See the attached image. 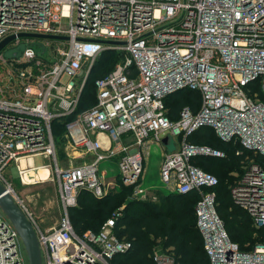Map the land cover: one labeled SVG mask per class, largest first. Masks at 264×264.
Returning a JSON list of instances; mask_svg holds the SVG:
<instances>
[{
	"label": "built area",
	"instance_id": "built-area-1",
	"mask_svg": "<svg viewBox=\"0 0 264 264\" xmlns=\"http://www.w3.org/2000/svg\"><path fill=\"white\" fill-rule=\"evenodd\" d=\"M10 36L16 38L0 51V181L19 199L8 173L26 178L31 159L52 161L48 179L53 175L57 185L59 224L42 229L22 203L43 264H114L130 252L132 243L115 231L120 213L98 233L80 235L69 210L83 191L97 199L108 195L100 173L107 160H116L125 184H136L135 195L143 193L137 183L143 149L167 136L179 147L164 154L161 181L174 193L199 194L197 227L210 264H264V242L242 250L228 241L213 190L219 180L193 163L196 156L225 158V152L188 141L209 127L222 142L241 145L235 154L243 172L231 197L255 228H263L264 166L254 157H264V103L258 98L264 94V0H0V43ZM21 44L20 57L5 56ZM106 53L119 60L95 80L96 103L78 112L91 71ZM184 90L197 92L200 105L197 111L184 107L174 120L166 98ZM66 118L62 165L53 128ZM76 152L92 158L75 164L70 153ZM152 259L175 264L161 248ZM0 264H29L1 208Z\"/></svg>",
	"mask_w": 264,
	"mask_h": 264
},
{
	"label": "trees",
	"instance_id": "trees-1",
	"mask_svg": "<svg viewBox=\"0 0 264 264\" xmlns=\"http://www.w3.org/2000/svg\"><path fill=\"white\" fill-rule=\"evenodd\" d=\"M117 60H119V55L106 53L94 65L82 93L78 112L86 110L96 103L95 80L111 72L115 68ZM258 98L264 100V94H259ZM166 104L170 117L176 120L179 117V112L186 106L197 111L200 105V96L197 92L184 90L167 97ZM69 120L70 118H66L63 123L55 122L54 136L57 131L65 132L64 123ZM188 141L225 152V158L196 156L193 159L196 166L214 174L218 180L217 174L220 172L228 174L231 178L230 183L235 180L231 173L240 168L242 174V158L235 154L238 149H241L239 143L234 145L233 142H222L214 130L209 127L200 128L188 137ZM245 154L253 156L248 151H245ZM254 158L256 162L264 166L263 156L258 155ZM220 161L222 162L218 163ZM239 178L240 174L237 181ZM116 180L122 182L120 177ZM230 183H228L224 194L219 191L220 180L213 189L216 192V210L223 220L230 240L232 242L239 240L243 242L242 244L249 241L253 244L256 240L264 242V227L259 230L251 228V218L233 203L231 190L229 192L228 189ZM127 194L116 191L114 194L109 193L107 196L97 199L91 193L83 191L78 198L77 206L69 210L75 231L80 235L88 230L98 233L105 221L112 216V213H115L112 209L124 205L126 212H123L116 221L115 231L120 239L125 238L132 243V249L125 255L117 256L114 264H155L152 254L157 248L168 251L175 259V264H210L204 250L203 237L197 227L196 205L200 200L197 192L166 193L161 196L160 201L132 199L125 203L124 199ZM220 198H225V202ZM252 231L257 234L255 238L252 233L250 234ZM240 249L242 248L240 247Z\"/></svg>",
	"mask_w": 264,
	"mask_h": 264
},
{
	"label": "rangeland",
	"instance_id": "rangeland-1",
	"mask_svg": "<svg viewBox=\"0 0 264 264\" xmlns=\"http://www.w3.org/2000/svg\"><path fill=\"white\" fill-rule=\"evenodd\" d=\"M35 42V39L32 40ZM264 103V100H261ZM55 140L57 143V156L58 160L60 161V164L63 165V160L65 158V151L66 147L64 138V133L57 131ZM179 144L177 141L173 140L171 138L170 145L167 147L166 153L174 152L178 149ZM158 148H153L151 154L149 156H146L145 159V170L143 173V186L148 187L150 185H154L153 189H157V191H145L140 196L135 195V185H127L123 182L122 177L119 176L122 180L120 182L119 180H107L104 179V182L106 185L110 186V194H114L116 191L128 193L124 199V202H129L132 199H139V200H151V201H160L162 198V195H165L168 190L166 189L165 185L161 182L160 178V162L161 159L163 161V158H161ZM231 154V153H230ZM73 159V158H72ZM32 160V159H31ZM78 160V159H77ZM73 162H76V160H73ZM222 161L218 162L221 163ZM34 170L39 171L40 168H45L51 171L53 173L52 161L42 158V157H36L34 160H32ZM15 167V166H14ZM239 167V166H238ZM32 169V170H33ZM28 172V170H27ZM27 172L26 176L27 177ZM104 172L107 174L106 178H112L115 175L119 174V167L117 163L111 162V161H103L100 164V173ZM217 173V171H216ZM241 176V169H237V171H234L231 173L232 177L235 179L233 183H230L231 178L228 176L225 172H220L218 175L219 180L221 182V186L219 187V191H221V194H224L226 191V187L229 184V192L232 188V186L235 185L238 179V175ZM7 180L10 183L11 189L14 191L16 196L19 198V200L23 203V205L27 208L28 212L32 216V218L35 220V222L42 228V229H49L55 227L59 223L60 220V204L57 196V185L56 182L53 181V175L49 177L45 182L42 180L29 182L28 179L22 176V178L13 176L11 173H8ZM109 182V183H108ZM139 183V180L137 181ZM147 189V188H146ZM152 189V188H151ZM129 194H131L129 196ZM129 196V197H128ZM222 197V196H221ZM222 201L225 202V198H220ZM112 211L115 213L122 214L123 212H126L124 210V205L119 208H113ZM113 215V213H112ZM251 228H255L253 223L250 224ZM256 230H259L255 228ZM248 233V232H247ZM253 234V238L257 236V234H254L255 231L250 232V234ZM235 239V238H233ZM235 241V240H234ZM233 241V242H234ZM244 241V240H242ZM234 243L238 244L242 249L244 250H251L253 247H255L259 243H263L260 241L254 242H240L239 240H236Z\"/></svg>",
	"mask_w": 264,
	"mask_h": 264
},
{
	"label": "water",
	"instance_id": "water-1",
	"mask_svg": "<svg viewBox=\"0 0 264 264\" xmlns=\"http://www.w3.org/2000/svg\"><path fill=\"white\" fill-rule=\"evenodd\" d=\"M18 37H39V38H56L51 36H34L29 34H19ZM15 36H10L0 43V51L8 45ZM58 39V38H57ZM24 46L21 44L16 49L8 50L5 52V56L8 59L18 58L21 56ZM171 142V137L167 136L163 139V144L168 146ZM0 208L5 213L9 221L12 223L16 231L18 232L26 252V256L29 264H43L41 249L38 241V237L32 221L25 212L22 202L11 195L9 190L0 181ZM228 235V234H227ZM228 241L230 238L228 236Z\"/></svg>",
	"mask_w": 264,
	"mask_h": 264
},
{
	"label": "crops",
	"instance_id": "crops-1",
	"mask_svg": "<svg viewBox=\"0 0 264 264\" xmlns=\"http://www.w3.org/2000/svg\"><path fill=\"white\" fill-rule=\"evenodd\" d=\"M170 145V144H169ZM168 145V146H169ZM65 147H66V144L64 145ZM168 146H166V145H164L163 144V142L162 143H157V142H153V141H151V140H149L148 142H147V144H146V146L144 147V149H143V157H144V169H143V173H144V170H145V159L147 158L146 156H149L150 154H151V152H152V150H153V148H158L160 151H159V153H160V156H161V158H163V156H164V154L166 153V150H167V147ZM70 155L72 156V158H73V160H76V162H74L75 164H81V163H83V162H87V160H90L91 158H92V156H79V153H75V154H71L70 153ZM78 159V160H77ZM63 160V162H65V161H67V158H66V152H65V158L64 159H62ZM107 161H111V162H115V163H117L116 162V160H107ZM161 165H162V159H161V162H160V172H161ZM143 173H142V176L140 177V179H139V183H138V185H139V187L143 190V193H145V191H152V190H157V189H153V186L154 185H150V186H148V187H144L143 186V179H142V177H143ZM102 175H103V178L104 179H107V180H110V182H111V180L113 181V180H116L119 176H120V173L119 174H117V175H115L114 177H112V178H106L107 177V174H105L104 172H102L101 173ZM161 178V177H160ZM162 182V181H161ZM109 183V182H108ZM108 186V185H107ZM109 187L110 186H108V189H109ZM147 188V189H146ZM152 188V189H151ZM166 189L168 190L167 192H165V193H174V192H172L170 189H168L167 187H166ZM110 190L111 189H109V193H110ZM108 193V194H109ZM143 193H141L140 195H142ZM140 195H136V196H140ZM60 208V218H61V214H62V211H61V207H59ZM60 221V220H59ZM59 224V223H58ZM57 224V225H58ZM57 225H55V227L57 226Z\"/></svg>",
	"mask_w": 264,
	"mask_h": 264
},
{
	"label": "bare ground",
	"instance_id": "bare-ground-1",
	"mask_svg": "<svg viewBox=\"0 0 264 264\" xmlns=\"http://www.w3.org/2000/svg\"><path fill=\"white\" fill-rule=\"evenodd\" d=\"M29 164L31 165V167H34L33 166V163H32V160L29 161ZM22 168L27 169V162L22 160ZM33 168H31L30 170H28L27 172V177L26 179H29V180H42V181H46L48 179V175H49V171L45 168H40L39 171H36V170H32Z\"/></svg>",
	"mask_w": 264,
	"mask_h": 264
}]
</instances>
